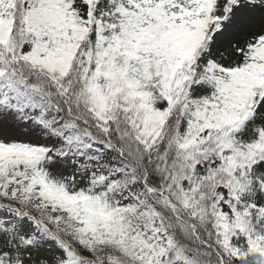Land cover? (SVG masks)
Returning <instances> with one entry per match:
<instances>
[{"label": "snow or ice", "instance_id": "snow-or-ice-1", "mask_svg": "<svg viewBox=\"0 0 264 264\" xmlns=\"http://www.w3.org/2000/svg\"><path fill=\"white\" fill-rule=\"evenodd\" d=\"M0 264H264V0H0Z\"/></svg>", "mask_w": 264, "mask_h": 264}]
</instances>
